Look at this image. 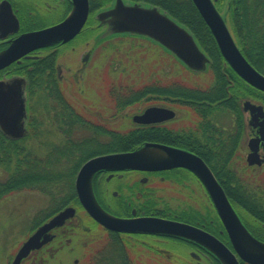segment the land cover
Wrapping results in <instances>:
<instances>
[{"label":"flooded vegetation","instance_id":"af4514ba","mask_svg":"<svg viewBox=\"0 0 264 264\" xmlns=\"http://www.w3.org/2000/svg\"><path fill=\"white\" fill-rule=\"evenodd\" d=\"M117 1L87 0V19L75 37L68 41L62 39L53 41L0 67V82L16 79L25 81L26 104L25 135L19 139H11L12 137L0 130V204L7 201L10 194L17 193V191L8 193L9 190L24 191L23 186L27 184L25 181L28 180V184H31V178L25 175V171L29 170L27 166H36L39 174L45 171L57 175V172L63 173L65 169L72 168L71 159L74 156L86 159L77 167L73 177V193L66 194L61 190L55 195V202H53L39 189L28 190L42 193L50 203L44 211L41 209L35 214L32 220L33 227L19 248L28 237L66 208H74L75 214L43 233L41 240L47 236V241L38 249L31 251L26 258L21 260L20 264H27L32 258L36 264H48L51 260L55 264H121L117 254V251L121 249L120 245L123 244L124 249L128 250L133 248L134 240L142 249V252L135 253V255H140L141 261L134 257L132 261L129 257L130 264H167L169 260H176L175 264H204L203 262L217 264L212 253L189 239L171 235L109 231L87 214L78 199L75 183L83 164L96 157L131 154L138 150L134 149L133 143L114 142L118 138H147L145 143L162 145L173 151L198 157L212 172L223 191L224 188L208 162L215 163L224 160L225 171L243 179L247 176L256 179L252 175H247L246 172L243 173L245 170L264 169V142L259 139V126L257 125L261 118L252 121L251 114L243 109V103L249 101L256 106H261L264 111V105L259 100L253 99L259 102L255 103L250 99L241 98L238 103L239 120L234 116V96L231 91H227L225 96H218L216 92L220 88L210 85L187 86L179 81L151 80L141 88L113 86L102 89V102L96 103L92 100L96 106L91 108L88 106L89 108L85 109L76 104L75 100L78 101V98L82 101V98L86 96L88 98L86 90L73 85L63 87L60 84L69 80L70 77L75 80L80 69L82 68L83 71L87 68L91 54L97 47L104 48L114 39L133 40V33L117 32L116 27L110 22V17L101 21L96 18L99 13L113 10ZM183 1L180 0L181 3ZM210 1L221 18L224 14L227 15L237 10V7L231 9L230 0ZM120 2L126 7L154 8L168 15L166 7L169 0H120ZM72 9V0H0V53L12 47L23 36L62 23L70 15ZM222 19L227 29L231 31L230 23ZM85 34H92V46L79 59L82 67L72 69L66 65L68 63L66 54L73 50L74 45ZM146 41L149 42L147 39ZM162 50L168 56V51L163 47ZM62 56L66 61L62 59ZM208 58L210 62L211 59L209 56ZM207 65L209 66V63ZM206 69L198 71V74L206 73ZM222 74L226 76L225 82L231 86L234 83L233 77L226 73ZM236 80L235 83H241L244 86V92L251 87L241 78ZM213 82L212 79L210 84ZM32 83L35 86L33 91L30 90ZM69 83L72 84L70 80ZM258 93L261 96L264 95L261 91ZM36 96L45 102L43 111L41 108L35 109V111L39 110L40 114H35L31 120L29 112L32 110L31 103L35 101L33 99ZM58 99L65 100V102H57ZM62 108L65 109L64 114L69 116L68 123L71 129H67V134L63 133L64 130L59 128L58 123L59 115H63L58 110ZM152 108L169 110L174 115L171 118H163L160 114L155 115L145 124L134 121V117ZM43 117L50 119V129H42V134H40ZM119 120L128 122L130 129L126 132L118 129L116 122ZM31 121L34 126L40 125L38 134L37 132L30 134L28 126ZM50 132H54V135L48 138L46 134H51ZM57 135L61 138H53ZM27 140L33 141L30 146H27ZM252 140L257 141L256 144H250ZM251 145L256 148L260 164L249 165L247 162V157L251 153ZM149 150L163 156L159 160L149 161L151 164L172 160L164 151L156 148H149ZM28 154L30 156L26 157ZM43 167L48 170L42 169ZM262 185L254 184V186ZM90 187L97 205L114 218L130 220L156 217L180 222L213 235L229 247L213 233L219 216L205 186L193 171L185 167L172 166L137 170L121 163L115 167L97 170L90 179ZM228 187L231 190L235 185L230 184ZM232 191L231 196L240 197L234 190ZM225 195L241 223L242 221L245 223V225L242 224L247 231L251 235L257 234L259 231L249 222L253 218L248 213L240 215L242 210L236 208L228 195ZM203 198L204 205L201 203ZM77 213L83 214V217L81 218V215L79 217ZM82 220L84 224L81 225ZM80 226L83 228L84 235L94 232L93 227L97 228L96 231L107 235L108 241L89 254L91 250L86 248L85 242L81 241L78 233L75 232V230H80ZM218 233L220 236L227 235L223 225ZM177 246H179L178 249L182 246L187 249L190 263L176 259L173 252L176 250L173 248ZM165 247H172V249ZM19 248L9 264L12 263ZM142 256H150L155 263L142 262ZM113 260L118 262H113Z\"/></svg>","mask_w":264,"mask_h":264},{"label":"water","instance_id":"95a60500","mask_svg":"<svg viewBox=\"0 0 264 264\" xmlns=\"http://www.w3.org/2000/svg\"><path fill=\"white\" fill-rule=\"evenodd\" d=\"M73 9L70 15L60 24L23 36L15 44L0 53V67L7 65L25 53L62 39L68 41L75 37L87 19V0H72ZM200 14L202 20L209 28L216 41L221 56L230 68L247 84L264 93V75L259 73L240 53L235 45L223 19L214 9L210 0H191ZM111 18V24L119 33H133L147 37L171 52L186 67L194 71L205 69L208 58L199 49L193 37L186 29L178 25L167 15L157 9H142L139 7H126L120 0L113 10L99 13L97 20ZM25 81L16 79L0 82V130L11 139L23 137L25 132L26 104L24 97ZM244 111L251 114V120L261 118L259 126V139L264 142V111L249 101L243 103ZM162 115L163 118L173 117V112L162 109H147L142 115L134 117L137 123L145 124L151 117ZM162 119V118H159ZM252 140L250 144H256ZM149 148L164 151L172 160L159 164L140 161L138 154ZM175 152V153H173ZM249 165L260 164L256 148L251 145V153L247 157ZM121 163L137 170L160 169L172 166L185 167L193 171L205 186L227 233L231 248H228L213 235L183 224L156 217H141L130 220L117 219L105 213L95 202L90 179L99 169L115 167ZM155 167V168H154ZM78 199L87 214L105 229L121 233H145L171 235L189 239L212 253L221 264H264V243L253 238L240 222L231 207L223 189L215 179L206 164L196 156L180 151H173L162 145L146 143L131 154L107 155L88 160L78 172L75 183ZM75 214L74 208L68 207L54 216L48 223L40 227L21 245L11 264H20L31 251L38 249L47 241V236L41 237L64 219ZM240 232L244 233L252 242L256 243L260 252L249 251L241 243Z\"/></svg>","mask_w":264,"mask_h":264},{"label":"rangeland","instance_id":"374dc122","mask_svg":"<svg viewBox=\"0 0 264 264\" xmlns=\"http://www.w3.org/2000/svg\"><path fill=\"white\" fill-rule=\"evenodd\" d=\"M222 18H224L227 23L229 22L226 19V14H224ZM92 37V34H85L74 45V48L71 51L72 53L70 52L66 54L67 57H65L68 62L66 65L68 67L70 66L72 69L82 67L79 59L91 48ZM146 39L147 38L141 36H133V40L114 39L110 41V44L106 45L104 48L97 47L91 54V59L87 68H84L83 71L81 68L75 80H73L71 77H68L72 84L69 83V80H65L60 85L63 87H69L73 85L74 87L84 88L88 93L89 99L86 96V98H82L83 101L81 98H78L80 101L75 100V102L85 109L96 106L94 102L101 103L103 97L101 92H103L104 89L113 86L141 88L151 80H158L160 82L161 80L168 82L179 81L180 83H185L187 86L210 85L213 75L209 72V69H206L207 72L201 75H199L194 70H189L188 68L186 69L183 63H181L173 54L167 52L168 56L165 55L163 53L162 47L159 44H156L150 40L149 43L146 41ZM63 58L64 57L62 56V59ZM33 100L35 101L31 103L32 110H30L31 113L29 112V115L34 118L35 114H40V111H35V109L41 108L43 111V105L45 101L38 98L37 96L36 98L34 97ZM92 100H94V102ZM250 100L252 102L259 103L256 100ZM108 114L110 113L108 112ZM42 122L43 124L40 131L50 127V119L48 117H43ZM116 124L117 128L122 130V132H126L130 129V124L128 122L119 120L116 122ZM36 126L37 129L31 131L33 134L35 132H37V134L39 133L38 130L40 125L37 124ZM54 132H50L51 134L46 135L49 138L50 135H54ZM40 134H42V131ZM53 138L61 137L57 135ZM32 142L33 141L31 140H27V146H30ZM244 172H246L247 175L256 177V180L264 178V169L257 171L245 170L243 173ZM204 202L205 200L203 198L201 200L202 205H204ZM49 203L50 201L42 193L24 190L17 192L16 194H10L9 199L0 204V264L10 263L14 253L30 233L31 228L33 227L32 220L35 214L41 209L44 211L48 207ZM80 215L82 218L83 214L80 213L79 217ZM82 224H84L83 220L81 222V225ZM79 229L80 230H75V232L78 233V237H80L81 241L85 242L86 248L91 250L89 254L95 252L96 249L108 241L107 235L102 234L100 231H96L98 230L97 228L93 227L94 232L91 234L89 233L88 235H84L83 228L81 226ZM178 247L179 246H177V248H173L176 250L173 251L176 259L181 261L184 260L187 263H190L187 249L183 248V246L181 249H178ZM165 248L172 249V247ZM137 252H142V249L139 244L135 243L134 240L133 248L131 247L128 249V254L132 261L133 257L141 261L140 255H135ZM153 252L156 253L155 251ZM142 258V262L155 263L152 261V259H150V256H142ZM168 262L169 263L167 264H175L176 260H169ZM203 263L207 264V262ZM27 264L36 263L32 258L27 262ZM48 264L55 263L51 260V262Z\"/></svg>","mask_w":264,"mask_h":264},{"label":"trees","instance_id":"16d2710c","mask_svg":"<svg viewBox=\"0 0 264 264\" xmlns=\"http://www.w3.org/2000/svg\"><path fill=\"white\" fill-rule=\"evenodd\" d=\"M230 7L236 11L227 14V20L231 25V34L233 35L234 41L247 61L262 75H264V0H230ZM168 16L183 26L189 33L192 34L195 41L207 56L210 57L209 72L213 75V83L210 84L212 87H218L217 95L225 96L227 91H231L234 96V107L233 112L235 118L240 120V107L238 105L239 100L243 99H256L264 105V95H259V91H255L252 87H248V91H245L244 86L237 82V74L230 68V66L221 57V53L218 49L215 39L213 38L209 28L202 20L195 6L190 0H184L183 3L180 0H169V4L166 7ZM226 17V16H225ZM222 73L233 77V84L230 86L225 82L226 76ZM35 86L32 83L30 90H34ZM57 102L64 103L65 100L58 99ZM61 114L58 117L59 128L64 130V134H67V129H71L69 116L65 115V109L58 110ZM31 113V112H30ZM33 120V117H31ZM30 134H33L34 129L37 126L33 124V121L28 126ZM80 129V128H78ZM85 129V128H82ZM81 129V130H82ZM147 138H118L114 142L120 143H133L134 149H139L145 145ZM28 153H31L28 151ZM32 154V153H31ZM30 156L28 154L26 157ZM17 157V156H16ZM33 158V156H31ZM34 159V158H33ZM85 157H73L71 159L72 168L65 169L63 173L57 172V175H53L50 172L36 171V166H27L29 170L25 171V175L31 178V184H28V180L25 181L27 184L23 186L25 190H41L49 196L50 200L55 202V195L61 190L70 194L73 193V177L77 170V167L83 162ZM211 170L214 172L216 178L224 188L225 194L228 195L232 204L242 210L240 215H246L248 213L253 220H249L250 224L259 232L252 235L258 241L264 243V178L253 179L247 177L245 179L239 177L236 174L231 175L226 172V164L223 161L219 162H208ZM48 170L46 168H42ZM17 170V169H16ZM228 176L230 178H228ZM40 177V180H38ZM56 177V178H53ZM255 183L263 184L262 186H254ZM235 185L234 188L228 187V185ZM24 185V184H23ZM244 185V186H240ZM234 190L240 197L231 196ZM23 190H9L8 193ZM204 222V221H203ZM202 222V223H203ZM242 223H244L242 221ZM245 225V223H244ZM247 227V226H246ZM222 229L221 222L217 221L216 229L210 232L216 234L221 240H223L229 247H231L228 237L226 234L220 236L218 231ZM120 251H117L120 257L119 263L130 264L128 250L124 249V245H120ZM214 256V255H213ZM217 264H221L220 261L214 256ZM113 262H118L114 261ZM240 264H246L240 261Z\"/></svg>","mask_w":264,"mask_h":264},{"label":"bare ground","instance_id":"6f19581e","mask_svg":"<svg viewBox=\"0 0 264 264\" xmlns=\"http://www.w3.org/2000/svg\"><path fill=\"white\" fill-rule=\"evenodd\" d=\"M163 156L160 153L150 151V150H144L138 154V159L140 161H152V160H159ZM240 240L244 248H246L249 251L253 252H260L259 247L256 243L252 242L251 239H249L243 232H240Z\"/></svg>","mask_w":264,"mask_h":264}]
</instances>
